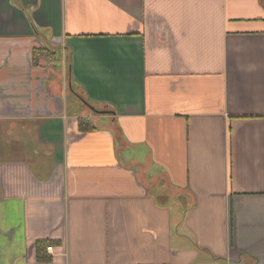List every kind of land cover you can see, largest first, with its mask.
I'll use <instances>...</instances> for the list:
<instances>
[{"label":"crops","instance_id":"0c3cea01","mask_svg":"<svg viewBox=\"0 0 264 264\" xmlns=\"http://www.w3.org/2000/svg\"><path fill=\"white\" fill-rule=\"evenodd\" d=\"M0 264H264V0H0Z\"/></svg>","mask_w":264,"mask_h":264},{"label":"trees","instance_id":"16d2710c","mask_svg":"<svg viewBox=\"0 0 264 264\" xmlns=\"http://www.w3.org/2000/svg\"><path fill=\"white\" fill-rule=\"evenodd\" d=\"M55 56H56L55 50H53L52 47L47 46V45H45V46H43L41 48H34L33 49V62L35 64L38 63V60L41 57L54 58ZM96 109L99 110L98 108H96ZM79 127H80L81 130L95 129V126H94V124L92 122H90L87 119H82V118H79ZM49 244H53L52 241L41 240V241L37 242L36 247H37V254H38V260L39 261L48 260V259L45 258V256H43V251H44V249L47 248V246Z\"/></svg>","mask_w":264,"mask_h":264},{"label":"water","instance_id":"95a60500","mask_svg":"<svg viewBox=\"0 0 264 264\" xmlns=\"http://www.w3.org/2000/svg\"><path fill=\"white\" fill-rule=\"evenodd\" d=\"M83 102L86 103V105H88L90 107V109H92L95 112H98V113H108V112H110V111H100V110H97L93 105L89 104L87 101L83 100Z\"/></svg>","mask_w":264,"mask_h":264}]
</instances>
